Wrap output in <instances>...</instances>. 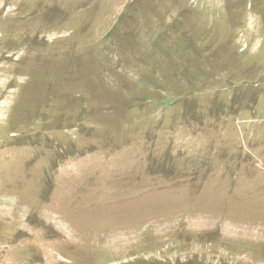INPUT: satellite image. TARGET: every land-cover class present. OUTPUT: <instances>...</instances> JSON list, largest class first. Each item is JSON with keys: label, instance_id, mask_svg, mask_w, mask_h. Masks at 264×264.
I'll list each match as a JSON object with an SVG mask.
<instances>
[{"label": "rangeland", "instance_id": "1", "mask_svg": "<svg viewBox=\"0 0 264 264\" xmlns=\"http://www.w3.org/2000/svg\"><path fill=\"white\" fill-rule=\"evenodd\" d=\"M0 264H264V0H0Z\"/></svg>", "mask_w": 264, "mask_h": 264}]
</instances>
